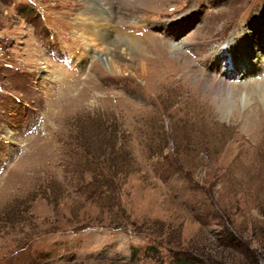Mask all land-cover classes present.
Listing matches in <instances>:
<instances>
[{"label": "rangeland", "instance_id": "obj_1", "mask_svg": "<svg viewBox=\"0 0 264 264\" xmlns=\"http://www.w3.org/2000/svg\"><path fill=\"white\" fill-rule=\"evenodd\" d=\"M262 38L264 0H0V264H264Z\"/></svg>", "mask_w": 264, "mask_h": 264}, {"label": "bare ground", "instance_id": "obj_2", "mask_svg": "<svg viewBox=\"0 0 264 264\" xmlns=\"http://www.w3.org/2000/svg\"><path fill=\"white\" fill-rule=\"evenodd\" d=\"M94 8V7H93ZM89 12H91V11H89ZM94 12V11H93ZM82 14V13H81ZM89 14V13H88ZM91 16V17H90ZM90 16H87L86 17V19L88 20H90L89 22H88V26H90L91 27V29H92V31H91V33L95 36V37H98V38H101L102 40H104L105 39V37H107V34L108 33H106L107 31H104V29H101V25L99 24V26H98V24L96 25L95 23H94V21L96 20L97 21V19L99 20V19H101L102 18V20H105V18H104V14L103 13H101V14H99L98 12H97V14H92V15H90ZM80 24V23H79ZM82 25H84L83 23H81ZM96 26H98V27H96ZM242 27H240L239 29V32L242 30L241 29ZM250 29H251V31H252V27L250 26ZM249 32L248 34H247V39L249 38V36H250V34L252 33V32ZM111 33V32H110ZM241 33H245V30L243 31L242 30V32ZM240 34V33H239ZM89 37V36H88ZM84 38V37H83ZM239 38V37H238ZM84 39H86V43H88L89 45V47L91 48V50L93 51V52H96L97 50V48L99 49V47H100V44L98 45V43H97V41H94V39H96V38H94L93 39V37H89L88 39L90 40H88L87 39V37H85ZM125 40L126 39H123V37H121V38H119L118 40H112V41H110L111 42V44H113L112 46V48H110V50L109 51H107L106 52V54H105V58H106V61H107V63H108V65H113V64H115V61H113V54H114V52H116V48L118 49V48H120V49H122V50H125L126 49V45L125 46H122L123 44H125ZM133 40V39H132ZM241 40V39H240ZM240 40L238 41V42H240ZM90 42V43H89ZM248 42H250V44H247L246 46H244V45H242L241 46V49H240V51H238L237 53L236 52H234V54L232 53V51H231V55L234 57L235 55H236V57H237V60H236V62H235V65H238L240 68H244V69H247V68H249L248 67V60H249V56L251 57V53L249 52V50L251 51H253L254 52V50H258L257 52H259L260 53V51H261V49L260 48H258V47H255V46H253L252 45V43H251V41H248ZM261 42H263L264 43V39L262 38L261 39ZM102 45V44H101ZM128 45H130V44H128ZM101 47H103V46H101ZM128 47V46H127ZM102 50V49H101ZM104 50V49H103ZM120 52H122V51H120ZM128 53V52H127ZM259 53H256V55H257V58H259V59H257V61H260L259 63H262V65H263V67H264V56L262 55H260ZM127 56V55H126ZM252 56H253V54H252ZM255 56V55H254ZM115 57V56H114ZM219 58H218V60L222 57V55L221 54H219V56H218ZM262 58V59H261ZM117 60V59H116ZM223 60H224V58H223ZM252 60H254V59H252ZM118 64V63H117ZM118 66V65H117ZM257 66H260V64L259 65H257ZM111 67V66H110ZM250 68H251V65H250ZM111 69V68H110ZM222 70V69H221ZM224 75V74H223ZM263 96H264V89H263ZM262 96V97H263Z\"/></svg>", "mask_w": 264, "mask_h": 264}, {"label": "trees", "instance_id": "obj_3", "mask_svg": "<svg viewBox=\"0 0 264 264\" xmlns=\"http://www.w3.org/2000/svg\"><path fill=\"white\" fill-rule=\"evenodd\" d=\"M192 259L190 258H178L175 260L176 264H194Z\"/></svg>", "mask_w": 264, "mask_h": 264}]
</instances>
